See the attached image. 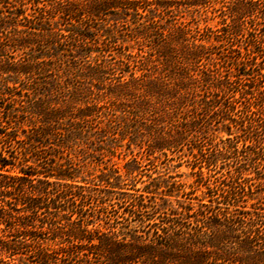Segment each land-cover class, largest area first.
<instances>
[{
  "label": "rangeland",
  "instance_id": "374dc122",
  "mask_svg": "<svg viewBox=\"0 0 264 264\" xmlns=\"http://www.w3.org/2000/svg\"><path fill=\"white\" fill-rule=\"evenodd\" d=\"M230 1L140 0L138 13L107 8L91 20L86 18L83 0H73L75 13L69 21L53 10L52 27L69 35L70 42L69 37L61 38L62 43H47L42 51L6 48L15 60L31 51L44 63L28 75L0 73V138L4 131L23 139L33 125L49 124L50 134L27 139L29 154L36 149L63 168L69 166L73 178L98 193L107 210L118 209L123 199L140 192L153 195L167 211L224 207L218 187L226 173H234L229 166L232 154L226 149L242 145L232 120L235 110L222 108V103L202 108L198 94L193 95L200 88L189 86L188 91L185 86L180 90L186 95L182 99L170 87L161 90L146 83L166 77L154 50L163 44L160 36L170 32L166 40L172 42L171 30L182 26L188 28V36L196 35L190 39L205 46L201 57L189 65V73L200 76L201 69L209 68L241 84L260 72L263 84L264 17L260 13L252 23L263 38L259 45L248 46L250 58L255 57L245 64L235 65L232 58L237 49L244 54L243 36L231 49L215 38L229 20L224 11ZM249 23L245 33L251 30ZM199 33L204 38H196ZM8 96L15 101L10 103ZM8 105L18 108L9 123L2 114ZM39 114L46 121L38 119ZM5 149L0 140V152L7 155ZM28 163L35 164V158Z\"/></svg>",
  "mask_w": 264,
  "mask_h": 264
},
{
  "label": "trees",
  "instance_id": "16d2710c",
  "mask_svg": "<svg viewBox=\"0 0 264 264\" xmlns=\"http://www.w3.org/2000/svg\"><path fill=\"white\" fill-rule=\"evenodd\" d=\"M83 1L89 20L101 17L107 8L124 7L138 13L140 4V0ZM72 5L73 0H0V73L20 76L40 68L44 59L38 60V54L30 51L15 60L6 48L42 51L47 43L69 37L57 32L51 20L58 12L69 21L75 13ZM258 13L264 17V0H231L226 6L224 14L229 20L215 38L231 49L243 36L245 51L236 50L235 65L255 57L250 58L248 46L259 45L263 38L252 23L260 17ZM248 22L251 30L245 33ZM171 31L174 40H166L170 32L163 34L162 46L157 44L154 50L166 77L150 78L146 84L161 90L170 87L182 99L186 95L180 90L185 86L200 88L193 95L198 94L197 104L202 108L222 103V108L235 110L232 120L242 145L226 149L232 154L229 166L234 173H226L218 187L217 195L225 206L167 211L157 205L153 195L140 192L123 199L118 209L107 210L98 193L73 178L69 166L63 168L36 149L29 154L27 139L49 133V124L33 125L23 139L3 131L0 140L8 154L0 152V264H264L262 74L251 75L241 84L209 68L195 76L189 69L205 46L190 39L196 35L188 36V28L176 26ZM8 100L15 101L11 96ZM15 110L18 108L9 105L3 110L5 122L15 120ZM44 118V114L38 115V119ZM33 157L36 163H28Z\"/></svg>",
  "mask_w": 264,
  "mask_h": 264
}]
</instances>
